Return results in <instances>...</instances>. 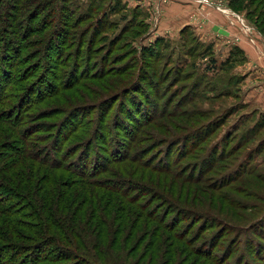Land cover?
Returning a JSON list of instances; mask_svg holds the SVG:
<instances>
[{
	"label": "rangeland",
	"instance_id": "rangeland-1",
	"mask_svg": "<svg viewBox=\"0 0 264 264\" xmlns=\"http://www.w3.org/2000/svg\"><path fill=\"white\" fill-rule=\"evenodd\" d=\"M34 1L9 28L15 2L0 0V61L10 70L0 96L11 86L0 104V180L15 194L0 190V264H264L244 246L258 228L264 238V0H66L67 27L54 15L64 1ZM172 1L220 12L247 48L235 36L215 51L200 25L163 31L162 5ZM69 113L89 133L79 129L62 152L90 134V149L123 145L124 158L93 177L99 184L22 158L21 142L53 148L45 140L68 128ZM46 199L49 213L39 208ZM36 214L97 238L105 257L73 250L53 228L40 233ZM204 246L211 258L197 253Z\"/></svg>",
	"mask_w": 264,
	"mask_h": 264
},
{
	"label": "trees",
	"instance_id": "trees-1",
	"mask_svg": "<svg viewBox=\"0 0 264 264\" xmlns=\"http://www.w3.org/2000/svg\"><path fill=\"white\" fill-rule=\"evenodd\" d=\"M11 1H14L15 4L13 3V6L11 8V13H10L11 16L8 15V19H7L8 22L7 23L9 24L8 25L9 28L13 27L10 25L14 24V22L16 21V17L18 15V13L20 11H22L21 5L23 6L25 4L29 5L31 3H35L34 0H25L24 3H21V4H20L21 0H11ZM62 1H64V5L59 7L61 11L55 12L54 15L57 16L58 18L63 15L64 19L66 21H63L61 23V25L64 27H67L69 25V22L67 21V14H65L66 13L65 8H66L67 2H66V0H62ZM39 2H40L39 0L36 1V3H38V5H40ZM52 2H53V0H52ZM40 3L43 4V2H40ZM94 5L96 6V4H94ZM262 14L264 15V10L262 11ZM5 19H6V15H5ZM33 19L36 20V17H34ZM183 30H182V32H183ZM23 37L26 38L27 34L24 33ZM6 41H7V39L4 41V43H6ZM54 61L55 60H52L50 63H46V67L47 68L52 67L50 64H54L55 63ZM19 63H20L19 60L15 61L13 68H16ZM8 65H9V62L6 63L4 60L0 61V75L2 77L5 75L8 77V74L10 71L8 68ZM57 65L60 66V63ZM19 79H20V75H19V77H16L14 82L11 79L10 80L11 85H13V83H15ZM0 84H1V82H0ZM2 86L3 85H0V88ZM8 87L9 86H7V88H5L2 91L3 94H2V96H0V104L7 102L9 99V97L7 96L6 93H7L8 89H10L11 86L9 88ZM42 94L43 93L39 92L37 94V98H38V96H41ZM22 99H24V98L19 97L18 103L16 105L17 106L16 112H19L20 111L19 108L22 107V103H23ZM31 104H32V102H31ZM31 104L25 106V111H28V106L31 107L33 105V104L32 105ZM69 115H70V113L67 114L66 117L64 118V121H62V123H63L66 120L65 123H67V126H66V127H68L67 129H64L63 127H61V124H59L57 126L58 128L52 126L49 129V133H52L57 128V130L55 131V134L47 137L45 140V141H49L50 139H52L51 140L52 143L54 141L53 148H51L50 150L47 149L46 151H43V150H45L44 146L43 147L42 146L33 147L34 143L32 144V143H28V142H21L22 146L24 147V150L22 152V154H23L22 158L26 159V160H28L30 158L35 159L37 161L39 160L38 161L39 163H42L43 166L47 165L48 167H50V169L68 170V171L74 173L77 177H80L81 179L79 182L81 184H83L84 186L99 184L101 182H99L98 180H93V177L97 176L98 174L105 173L106 171L108 172L109 171L108 166L111 164L110 162H113V159L119 160V159L124 158L123 154H121V153H120V155L117 154L118 148L122 147L123 145L121 142H119L117 145H115V146H118V148H116V150H114V151L113 150L108 151L105 146H99L98 145L96 147L97 144L96 145L94 144V146H92V149H90V144L94 143L93 137L90 134L89 137H91V138L89 140V143L86 142L84 144L79 145V147L74 149V150L69 148L68 150L62 152V147L66 144V142L75 138L76 133H78L77 131H79V129H81L83 127L82 122H80L78 120H75L74 122L70 123L68 120ZM102 128H104V127H102ZM82 130H84L86 133H89V130H86L84 127ZM40 131H42V130H40ZM70 133H72V135H70ZM94 136H95L94 139L96 138L99 141H101V139H100L101 137H104V135L101 134L100 132L94 134ZM91 151H92V153H91ZM75 153H77V155L74 159H72L71 157H73L75 155ZM102 154H105V156H103ZM119 157H121V158H119ZM67 159H72V160L66 164L65 162L67 161ZM24 162H23V164H25ZM35 172H37V170ZM20 176H23V174H21ZM15 177H16L15 179H18L19 174L15 175ZM46 183H47V181H45L43 184H46ZM50 184L51 183H49V185ZM0 188H2V189H0L1 191L9 190L10 195H12L11 198L15 197V196H13L15 194L14 193L12 194L11 189L8 186H6V184L1 180H0ZM111 188L115 191V193L120 194L123 202L131 204L133 207H136L135 209L138 211V213L144 214V212L141 213L142 207L139 206L138 204H136L137 203V202H135L136 200H134L132 197H129L125 193H123L121 191V189L118 188V186H113V187L111 186ZM43 189H45V188L44 187L40 188V190H43ZM51 194H52V191H51ZM49 196H50V194H49ZM31 200L35 204H37V202L35 201L34 198H32ZM30 203H31L30 205L32 206L33 203L31 201H30ZM49 203H50V201L48 202L47 199L42 200L40 203L41 206H39V208L43 212L46 210L45 212L47 213L49 205H50ZM29 209H30V206H29ZM127 214L130 215V213H127ZM3 215L6 216L5 212H3ZM7 219H8L9 224H12V225L18 224L13 219L11 220V218H9V217ZM40 219L42 220L41 223L44 222L43 227H41L40 229L37 228L40 231V233H43L46 231L48 232L51 230V228H53V229L58 231V234L62 240L66 241L67 243H71L74 245L73 250L78 251L79 249L80 250L82 249V252L86 253L87 256H89L92 259L94 257L95 259L99 260L100 259L99 257H101V256L105 257V255H104L105 253L102 251L101 245L99 244V241L97 240V238H95V237L91 238V235L87 234V233H84V235H83L81 231L79 233H76V232H74L75 228H73V227H71V229L73 231L72 230L70 231L68 229V227L70 228L71 222H70V224L69 223H63L62 224L60 221H57L56 218L54 220L48 215H45V220H44V218H42L40 215H37V214L34 215L32 218V220L36 221V223H38L39 225L41 224L39 222ZM125 219H126V215H125ZM18 225L23 226V224L21 225V222ZM161 225H163V222H161ZM65 226H66V228H65ZM35 227L36 226H34V228ZM94 227H96V226H94ZM165 227H166V225H165ZM251 227H253V225L250 226V228ZM42 228L44 229V231H42ZM260 230H261L260 228H258L257 230H254L252 232V235L254 238H250V237L246 238L244 241V246H245V250L253 257V259H260L263 261L264 260V254H263L264 249H262L261 247L264 248V246H262L260 242L264 241V238L262 237ZM167 231H170V229L168 228ZM11 232L16 233L15 231L13 232V230H11ZM16 236H18V233H16ZM72 236L75 237V240L72 239ZM176 238H181V237H176ZM184 240H185V238H184ZM184 240L181 238V241H184ZM184 242L186 244L188 243L189 246L192 245V244H190L189 240H187V241L185 240ZM191 248H194V247H191ZM196 251L198 254H201L203 256H209L210 258L212 257V250H210L207 247H205V248L202 247L199 249L196 248ZM261 251H262V253H260ZM222 258H224V257H222ZM225 259L226 258H224V261L218 260V259H214V260H216L217 263H220L219 261L225 262ZM34 261H36V260H34ZM37 262H40V260L37 259ZM232 263L233 262H229V264H232ZM241 264H243V263H241Z\"/></svg>",
	"mask_w": 264,
	"mask_h": 264
},
{
	"label": "crops",
	"instance_id": "crops-1",
	"mask_svg": "<svg viewBox=\"0 0 264 264\" xmlns=\"http://www.w3.org/2000/svg\"><path fill=\"white\" fill-rule=\"evenodd\" d=\"M149 3V0H144V4L148 5ZM187 3L180 4L179 2L172 1L162 5L161 27L167 25L164 29L162 28L163 31L171 32V30L186 28L185 26L187 25H200L205 32L200 33L209 37L211 43L213 42L214 44L212 45L215 51L223 44L232 42L235 36L239 37V44L242 43L244 36L238 34L234 28L231 29L227 24V18L220 14V12H215V10L209 8L197 11L198 7L196 5ZM138 5H141V0H138ZM176 23L179 24L176 25ZM242 47H246V45L244 44Z\"/></svg>",
	"mask_w": 264,
	"mask_h": 264
},
{
	"label": "built area",
	"instance_id": "built-area-1",
	"mask_svg": "<svg viewBox=\"0 0 264 264\" xmlns=\"http://www.w3.org/2000/svg\"><path fill=\"white\" fill-rule=\"evenodd\" d=\"M197 2H199L201 5L204 4V6H208V5H213L212 3V0H197ZM217 10H224L225 13H228V11L226 10H229V9H226L225 7H223L219 2L216 3V7H215Z\"/></svg>",
	"mask_w": 264,
	"mask_h": 264
}]
</instances>
